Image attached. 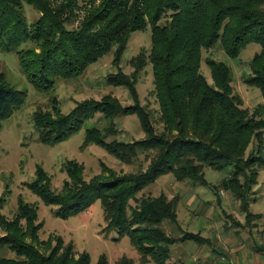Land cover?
<instances>
[{"label":"trees","instance_id":"obj_1","mask_svg":"<svg viewBox=\"0 0 264 264\" xmlns=\"http://www.w3.org/2000/svg\"><path fill=\"white\" fill-rule=\"evenodd\" d=\"M25 3L39 12L36 20H27ZM162 19H166L163 24ZM147 26L151 27L148 55L140 52L133 57L131 75L119 69L108 78L110 84L127 88L134 103L123 106L106 94L99 100H82L67 113L57 105L52 111L36 109L33 113L38 137L47 144L66 140L96 113L106 118L136 114L145 132L142 139L107 141L98 128L90 127L83 145L96 143L124 162L133 161L141 151L149 156L150 151L146 169L119 173L103 165L99 174L86 180L83 164L68 159L64 163L68 178L61 191L52 188L41 166L27 186L45 204L57 206L55 214L64 219L100 200L106 227L115 228L118 238L129 236L141 263L168 264L177 239L166 233L163 223L177 222L176 201L164 193L144 198L136 206L129 201L169 172L177 179H201L202 165L232 166L234 178L225 184L235 192L257 183L264 157L260 149L247 157L245 152L257 130L264 128V118H256L258 110L250 113L242 107L224 62L207 60L213 83L208 82L201 73V53L220 42L235 59L248 44H260L246 82L258 87L264 99V0H0V48L17 53L22 71L40 91L53 89L59 78L84 74L113 46V63L118 66L130 35ZM149 61L163 124L159 132L136 89L138 74ZM26 96V91L13 87L0 73V126L24 104ZM238 175L244 176L242 184ZM4 201L0 197V248L7 246L16 256H0V264H90L89 253L77 254L72 241L65 242L61 236L39 237L43 223L33 204L19 198L15 215L8 218L1 212ZM248 215H252L250 210ZM183 237L198 243L206 239L193 232ZM97 264H108L105 254ZM117 264L133 262L122 257Z\"/></svg>","mask_w":264,"mask_h":264},{"label":"rangeland","instance_id":"obj_2","mask_svg":"<svg viewBox=\"0 0 264 264\" xmlns=\"http://www.w3.org/2000/svg\"><path fill=\"white\" fill-rule=\"evenodd\" d=\"M24 14L29 22L39 16V12L29 4H24ZM166 19L161 20V24ZM29 45V44H28ZM27 45V46H28ZM151 48V27L134 31L128 40L126 49L117 66L113 63L115 46L89 65L87 71L77 77L59 78L53 89L40 91L36 89L22 71L17 53L4 51L0 48V73L13 87L26 91L24 104L13 114L4 119L0 126V197L4 198L1 212L12 218L18 207V200L33 204L37 208L38 221L43 223L39 231L41 239L61 236L65 242L72 241L75 251H86L90 255V264H97L99 256L105 254L108 264H117L122 257H127L133 264L140 262V255L133 246L129 236L119 237L115 228H107L104 210L100 200H97L88 210L72 215L66 219L55 214L57 206L47 205L34 193L28 183L34 181L37 166H41L50 176L52 188L61 191L68 178L64 163L75 159L84 166L83 175L86 180L102 171L103 165L119 172L129 173L146 169L150 162L146 151L138 153L131 162H124L102 146L96 143L83 145L86 129L98 128L105 140L134 142L142 139L145 132L136 114H118L106 118L96 113L88 119L83 127L66 140L55 144L40 141L38 129L33 122L36 109L52 111L57 105L62 113L69 112L75 105L86 99L99 100L109 94L124 105L134 103L129 90L108 82L109 75L119 69L131 75L134 71L133 57L140 52L148 55ZM260 50V44L250 43L233 59L229 57L220 42L202 49L201 73L208 82L213 83L207 60L222 61L230 68L231 87L235 95L242 101V107L250 113L258 110L257 119L264 118V99L260 89L246 82L252 75V57ZM138 100L149 113L155 129L163 130L160 121L159 105L154 93V76L151 62H147L139 72L136 81ZM260 109V111H259ZM106 128L113 130L108 131ZM260 149L264 157V128L257 130L246 149L245 157ZM201 179H177L172 172L161 175L156 181L140 191L135 199L129 202L136 206L142 199L155 197L164 193L168 199L176 201L177 222L164 221L166 233L177 239L171 246L172 253L168 264H187L188 259L196 255L197 246L204 249L216 247L207 245L211 236L230 230H240L250 227L263 233L264 251V166L259 165L257 183L235 192L225 183L230 182L235 175L232 166L216 169L202 165ZM234 171V172H233ZM242 184L243 175H238ZM248 210L254 213L248 215ZM254 214H261L260 217ZM240 228V229H239ZM251 230V231H252ZM3 230L0 228V234ZM186 232L200 233L205 241L183 239ZM209 237H207V235ZM245 235L244 232H241ZM252 241L253 240H248ZM206 245V247H204ZM212 246V247H211ZM0 256L15 257V253L4 246L0 248ZM144 264H155L149 261Z\"/></svg>","mask_w":264,"mask_h":264},{"label":"crops","instance_id":"obj_3","mask_svg":"<svg viewBox=\"0 0 264 264\" xmlns=\"http://www.w3.org/2000/svg\"><path fill=\"white\" fill-rule=\"evenodd\" d=\"M251 230L250 227H243L240 230L222 232L221 236L219 233V236H211L207 245H216V247L204 249L203 246L198 245L196 255L188 259L189 262L186 263L264 264L263 233ZM241 232H244L245 235H242ZM207 237L209 236L207 235ZM249 239L253 240L252 243L248 241Z\"/></svg>","mask_w":264,"mask_h":264}]
</instances>
